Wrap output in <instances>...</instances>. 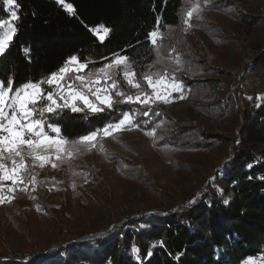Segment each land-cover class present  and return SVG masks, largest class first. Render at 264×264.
Listing matches in <instances>:
<instances>
[{"label":"trees","instance_id":"1","mask_svg":"<svg viewBox=\"0 0 264 264\" xmlns=\"http://www.w3.org/2000/svg\"><path fill=\"white\" fill-rule=\"evenodd\" d=\"M17 3L19 21H13L17 31L0 55V79L6 86L12 77L13 88L28 81L47 79L70 57L88 62V68L94 70L108 63L105 57L111 58L113 53L127 55L138 79H142L141 74L156 60L155 46L148 33L156 29L158 16L161 18L158 34L177 26L189 34L199 25L194 18L190 24L184 22L185 0H65V4L73 6L74 13L57 0H17ZM8 19V7L0 0V20ZM245 23L248 29L258 24L254 20ZM101 24L111 29L102 42L90 30ZM169 43L174 50L188 52L193 60L199 54L206 56V69L218 68L209 64L208 48L199 50L188 36ZM263 51L264 48L252 67L264 66ZM179 79L195 95L228 86L227 81L217 76L180 75ZM224 94L232 95L221 92L222 97ZM246 108H231L232 114L242 113V119L237 117L240 133L224 136L229 143L227 155L212 169L214 180L223 185L221 193L212 186L213 180L194 203L166 211L146 208L141 216H133L106 231L83 232L36 255L0 256V264H109V261L111 264H242L249 257L263 254L264 101L252 109ZM145 111L149 112L147 116L143 114ZM124 112L132 113L134 121L144 130L156 127V135L181 150H203L215 138L200 125H181L161 104L146 109L143 105L122 103L99 113L86 108L79 112L65 108L58 114H45L44 119L59 126L63 137L77 140L117 122ZM134 248L139 249L138 254Z\"/></svg>","mask_w":264,"mask_h":264},{"label":"rangeland","instance_id":"2","mask_svg":"<svg viewBox=\"0 0 264 264\" xmlns=\"http://www.w3.org/2000/svg\"><path fill=\"white\" fill-rule=\"evenodd\" d=\"M193 3L194 0H185V12ZM200 5L201 11L192 17L199 25L191 33L177 26L157 35L156 60L147 72L167 71L179 81L180 75L217 76L227 81L228 86H219L214 92L204 90L198 95L181 81L182 92H172L169 103H156L181 125L207 129L215 136L213 142L203 150H181L158 135L148 136L149 130L133 126L112 136L101 134L95 147L66 145L79 150L60 161L53 156L55 168L50 163L43 168L38 164L32 167L29 158V167L22 174L24 183L14 193L5 191L10 202L0 203V256L36 255L83 232L106 231L133 216H141L146 208L176 209L202 196L215 179L213 167L227 155L229 143L224 136L240 133L237 117L242 119V113L232 114L231 108L252 109L264 101V66L252 67L264 48V0H200ZM246 20L258 24L248 29ZM184 36L201 51L206 46L209 64L218 68L206 69L207 57L202 54L193 60L188 52L174 50L169 40ZM83 71L92 69L87 67ZM118 79L130 94L151 92L146 82L138 90L127 86L121 77ZM90 86L95 88L94 81ZM42 87L48 90L47 84ZM221 92L232 95L222 97ZM238 95L240 99H236ZM44 121L45 132L56 136L49 128L52 124ZM6 163L10 166V162ZM11 183L4 181L6 186ZM212 186L220 193L223 190L218 181L214 180ZM261 256L264 253L255 258Z\"/></svg>","mask_w":264,"mask_h":264},{"label":"snow or ice","instance_id":"3","mask_svg":"<svg viewBox=\"0 0 264 264\" xmlns=\"http://www.w3.org/2000/svg\"><path fill=\"white\" fill-rule=\"evenodd\" d=\"M57 2L65 6L70 13H74L73 6L65 4V0ZM4 3L8 7L10 19L0 20V55L5 52L16 34L17 28L13 21H19L17 10L20 5L17 0H4ZM200 11V0H194L193 6L185 12L184 22L190 24L194 14ZM160 19L158 16L156 29L148 33V38L154 46L157 43L155 38L160 28ZM90 30L101 42L111 32L110 28L102 24ZM27 51L25 49L26 53ZM105 60L109 62L85 73L83 70L88 67V62H80L78 57L73 56L47 79L28 81L15 88L12 77L8 78L6 86L5 81L0 79V203L10 202L4 194L5 191L14 193L16 187L24 183L22 174L29 167V158L32 167L38 164L43 168L50 163L51 167L55 168L57 163L53 162V156L56 161H60L65 156L71 157L74 151L79 150L77 147L69 149L66 145L95 147L101 134L107 137L133 126L139 127L132 113L124 112L117 122L106 124L101 129L79 137L78 140H69L60 135L61 129L57 125H49L56 136H50L45 132V113L58 114L63 108H69L72 112L83 111L86 108L91 113H99L106 109L111 110L115 105L122 103L139 104L150 109L158 102L169 103L172 92H182V82L175 75L169 76L167 71H146L141 74L142 79H137L127 55L113 53L111 58L105 57ZM118 77H121L130 88L138 90L141 89L142 82H146L151 92L138 91L134 95L130 94L121 87ZM93 81L95 88L90 86ZM45 84L48 85L47 91L42 87ZM143 114L147 116L149 112L145 111ZM156 133L157 128L152 127L146 134L156 138ZM6 161L10 162V166ZM4 181H11V186H6ZM133 251L139 253L137 248ZM245 264H264V256L249 257Z\"/></svg>","mask_w":264,"mask_h":264}]
</instances>
